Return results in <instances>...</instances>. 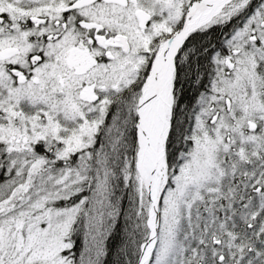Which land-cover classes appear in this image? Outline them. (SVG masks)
Segmentation results:
<instances>
[{
	"label": "snow or ice",
	"instance_id": "6c2138e0",
	"mask_svg": "<svg viewBox=\"0 0 264 264\" xmlns=\"http://www.w3.org/2000/svg\"><path fill=\"white\" fill-rule=\"evenodd\" d=\"M0 264H264V0H0Z\"/></svg>",
	"mask_w": 264,
	"mask_h": 264
}]
</instances>
